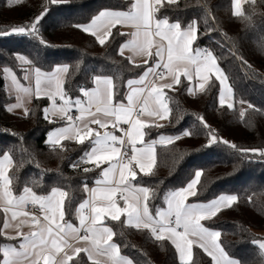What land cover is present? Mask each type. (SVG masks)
Wrapping results in <instances>:
<instances>
[{"label": "trees", "instance_id": "1", "mask_svg": "<svg viewBox=\"0 0 264 264\" xmlns=\"http://www.w3.org/2000/svg\"><path fill=\"white\" fill-rule=\"evenodd\" d=\"M130 6L131 0H68L62 4H52L50 0H0V32L10 33L13 27L30 25L42 12L46 13L38 24V35L0 36V157L4 153L12 157L9 176L14 195H23L25 187L43 196L53 188L67 192L64 220L68 222L77 220V209L87 198L84 185H91L99 174L91 164L81 165L92 143L85 140L81 144L75 139H65L55 147L48 143L49 132L64 121L46 115L45 108L50 103L46 96L34 97L26 114L11 111L9 105L15 96L6 89L4 69L12 68L22 79L26 67L19 61V54L27 55L30 65L44 72L67 65L63 89L73 100L83 97L81 88L94 86L97 75L111 76L115 101H124L127 81L142 75L147 64L134 63L121 52L128 35L117 26L101 45L97 36L76 25H85L102 10ZM234 12L233 0H176L171 5L165 0L155 13L157 18L178 21L182 28L196 22L195 45L210 46L232 88L234 106L220 104L221 84L216 78L203 91L191 94L189 81L181 78L180 84L167 90L170 119L146 127L145 139L150 141L161 133L181 138L157 145L152 174L138 173L134 182L157 193L149 202L155 214L167 207L164 198L168 193L185 188L195 172L201 171L196 195L190 201L205 202L221 195L238 197L231 207H222L211 219L204 220L205 226L219 230L221 246L240 264H264V250L252 242L263 239L264 232V157L238 151L264 149V0L246 1L242 16ZM241 101L253 107H243ZM241 109H247L243 117ZM186 130L190 136L182 135ZM209 131L218 141L211 146ZM224 140L229 143L224 144ZM85 168L90 171L85 172ZM4 220L0 210V229ZM106 223L115 233L114 241L121 254L134 264H181L170 240H156L149 229H136L124 216L119 221L108 218ZM14 242L7 235L0 236V246ZM76 262L92 264L84 252L75 256L71 264ZM183 264L213 261L195 245L192 259Z\"/></svg>", "mask_w": 264, "mask_h": 264}, {"label": "snow or ice", "instance_id": "2", "mask_svg": "<svg viewBox=\"0 0 264 264\" xmlns=\"http://www.w3.org/2000/svg\"><path fill=\"white\" fill-rule=\"evenodd\" d=\"M15 2L20 3L21 0H15ZM67 2L68 0H50L52 4ZM250 2L255 3V0H250ZM164 3L165 0H154V3L151 0H134L128 11L102 10L90 24L76 25L86 33L90 29H95L91 32L93 36H97V33L106 29V35L110 36L111 27L131 22L137 31L131 34L132 39L123 47L130 46L137 54L159 58L154 61V67L149 68L139 80L127 81L129 88L126 96L127 104L113 103L116 93L111 76L97 75L94 78V88L80 89L87 99L81 100L77 97L73 100L63 90V75L68 72L67 65L57 66L51 72H42L40 68L34 69L36 94L43 92L49 97L54 109L59 112L60 118H66L68 121L67 127L56 129L50 134L48 143L55 147L60 145L62 139H75L81 144L89 140L93 147L84 158L96 164L97 167L102 163H107L109 167L102 170L103 179L95 181L98 187L88 189L87 184L84 185L85 191H89L91 195L88 200L80 203L77 209L79 227H76L64 221V204L68 193L60 188H53L47 196L37 195L30 187L23 189V195L13 194V181L9 176V167L13 161L8 153H4L0 157V204L4 205L5 214L11 212L13 220L17 216L24 218L19 221L17 228L19 224L30 219L36 230L27 234L17 231L16 236H7L9 240L19 239V244L18 246L12 244L0 246V254H2L0 264H71L74 257L81 252L87 254L92 264H102L101 259H93L94 257L103 258V264H133L132 259L121 255L120 246L113 242L115 233L104 224L105 218L119 221L122 215H126L128 224L136 229H149L156 240H170L178 251L181 264L186 258L191 259L193 243H198V246L212 258L213 264H240L239 260L230 257L221 246L219 242L221 233L201 223L215 216L221 210V206L231 207L238 199L236 195H221L207 204L187 203L189 196L196 195L195 186L202 175L201 171H196L195 178L185 188L170 192L165 196L167 208L158 209L153 215L149 202L156 198L157 193L148 187L134 186L132 183L136 180L138 172L144 175L152 174L156 163L157 143L171 144L174 140L181 138L179 135L161 136L159 141L145 142V128L152 125L140 119V116L167 118L171 109L164 89L173 87V84L163 82L148 84L149 74L154 73L156 68H162L165 76L171 77L173 83L177 85L181 83V75H184L189 83L197 78L200 81L198 86L201 91L205 89V82L209 81L210 75L215 74L216 79L222 85L219 96L220 104L223 105L226 97L232 95V88L227 84V77L223 75L218 66L217 58L211 51L192 47L198 32L195 21L186 28H182L178 21L170 23L167 18L154 19L155 13L160 11ZM167 3L175 4L176 0H167ZM234 8L235 16L243 15L241 0H234ZM45 14L42 12L30 25L13 27L10 33L0 32V36L11 34L36 36L38 35V24ZM121 35L125 34L121 33ZM153 35L160 38V43L154 45ZM165 40L167 41L166 48L162 43ZM98 42L101 45L105 44V37L99 36ZM154 46L155 52L152 51ZM165 51L167 52L166 62H164ZM18 59L24 63H31L22 55ZM4 72L10 73L11 69L5 68ZM13 82L18 83L14 74ZM23 90L29 91L28 88ZM189 93H192L191 87ZM57 98L63 102L58 108ZM73 106L79 110L78 119L85 121L83 129L76 127L73 117L69 115ZM227 106L231 108L232 104L229 103ZM252 107L251 104L248 105V108ZM246 110L241 109V117L244 116ZM45 112L47 113L48 109H45ZM85 114H87V119H85ZM200 120L203 122V117H200ZM88 124L96 125L97 129H105V131L101 133L97 129L88 127ZM109 124L114 129L120 124L130 125V129L127 130L120 128V131L128 137L131 146L132 154L130 156L127 152L123 154L127 158L126 162L119 159L124 139L116 136L114 132L107 131ZM205 127L207 128L208 125L205 124ZM182 135L190 136L191 133L186 130ZM209 135L208 146L218 142L215 134L209 131ZM222 142L229 143L227 140ZM138 143L143 146L137 147ZM230 146L237 148L235 144ZM238 151L242 154L251 153L264 157V149H238ZM84 171L88 172L90 169L85 168ZM117 192L121 193L124 207L117 203ZM29 204L39 206L43 213V221L27 211L13 210L25 209ZM86 209L87 214H85ZM10 227L6 218L3 229H0V236H5L4 230ZM82 230L83 235H81ZM70 240L82 241L87 247L73 246ZM252 242L264 250V239H254Z\"/></svg>", "mask_w": 264, "mask_h": 264}, {"label": "crops", "instance_id": "3", "mask_svg": "<svg viewBox=\"0 0 264 264\" xmlns=\"http://www.w3.org/2000/svg\"><path fill=\"white\" fill-rule=\"evenodd\" d=\"M246 1H248V0H241V9H243V4H244ZM151 2L154 3V0H151ZM132 3H134V0H131V4H132ZM233 6H234V0H233ZM105 10H110V11H128L129 9H124V10H123V9H105ZM234 11H235V8H234ZM96 16H97V15H96ZM96 16H95V17H96ZM95 17H94V18H95ZM154 19H161V18H157L156 16H154ZM92 20H93V19H92ZM92 20H91V21H92ZM91 21L88 22V23H86L85 25L90 24ZM169 22H170V23H174V22H171V21H169ZM116 26H117L118 28H120L122 31L126 32L127 35H128V39H127V40L121 45V52H122L123 54L127 55V56L129 57V59H130L132 62H134V63H137V64H147V68H146V70L144 71V73H143L142 75H140V76H138V77H136V78L131 79V80H139L140 77L143 76V75L145 74V72H147V70H148L149 68H153V67H154V61H156V60L159 59V58H157V57H155V56H153V57H148V56H145V55L137 54V53L132 49V47H130V46L127 47V48H124L123 46H124L128 41H130V40L132 39V35H131V34L134 33V32H136L137 29H136V27H135L131 22H125V23L117 24V25H115L114 27H116ZM114 27H111V31H112V29H113ZM92 31H95V29H90L89 32H92ZM106 31H107V30L105 29L104 31L97 33V38H98L99 36H104V37H105V40H107L108 37H109V35H106ZM153 41H154V45H155L156 43H160V38L157 37V36H155V35H153ZM162 43H163V46H165V48H166L167 41L165 40V41H163ZM192 47H193V49H195V48H199V46H196V45H195V41H194ZM152 51H153V52L156 51L155 46L152 48ZM166 60H167V52L165 51V54H164V62H166ZM217 64H218V62H217ZM218 66H219V64H218ZM219 67H220V66H219ZM159 69H161V68H156L155 71H154V73H151V74L148 75V77H147V83H148V84H152L153 82H163V83H171V84H173V86H175L176 84L173 83L171 77H166L165 75H164L163 78H161V79H159V80H157V81H152V76H153L156 72H158ZM220 69H221V67H220ZM221 70H222V69H221ZM27 71H28V69H27ZM33 71H34V70H33ZM180 71L182 72L183 69L181 68ZM50 72H51V71H50ZM222 72H223V70H222ZM65 74H66V73H65ZM65 74L63 75V79L65 78ZM223 75H224V72H223ZM181 78H186V77H185L184 75H181L180 79H181ZM212 78H216L215 74H211V75H210V79H209V81H210ZM186 79H187V78H186ZM209 81L205 82V86L208 84ZM199 83H200V81H198L197 78H194L193 81L190 83V87L192 88V93H195V92H197V91H201V90L199 89V86H198ZM34 84H35V74H34ZM94 87H95V84H94V86H93L92 88H94ZM92 88H91V89H92ZM63 90H64V89H63ZM167 90H168L167 88L164 89V91H165L166 94H167ZM128 92H129V88H127L126 96H127V93H128ZM39 96H46V95L42 92V93L39 94ZM126 96H125V100H124V101H118V102H123V103L127 104L128 101H127V99H126ZM46 97H47V96H46ZM48 98H49V97H48ZM49 99H50V98H49ZM80 99H81V100H86L87 98L83 96V97L80 98ZM167 102H168V101H167ZM113 103L115 104V103H117V101H115V99H114V100H113ZM62 104H63L62 101H57V102H56V106H57V108H58L59 106H61ZM168 105H169V103H168ZM73 107H74V106H73ZM45 109H48V112H47V113L45 112V113H46V115H47L50 119H56V120L64 121L60 126L54 128L53 130H51V131L49 132V134H48V136H47V140H48L50 134L53 133L56 129L67 127V126H68V121H67L65 118H64V119H61V118H60V114H59L58 111H56V109H54L51 99H50V103H49V105H48ZM93 111H94V109H93ZM85 119H87V114H85ZM140 119L145 120L146 123L149 124V125H152V124H164V123L168 122V120L170 119V114L168 115L167 118H164V119L153 118V117H147V116H144V115H142V116L140 117ZM84 124H85V121H82V120H81V121H80V124H79L78 126H76V125H75V126L81 128V129H83V128H84ZM88 127H91V128L97 129V126H96V125H93V124H88ZM120 128H123V129H126V130H127V129H130V125H127V124H120L117 128L114 129V128L111 126V124H109V127H108L106 130L109 131V132H114V134H115L116 136H118V137H122V138L124 139V147L126 148V152H127L128 156H130V155L132 154V152H131V146H130L129 141H128V137H127L123 132L120 131ZM97 130L100 131L101 133L105 131V129H97ZM155 138H156V137H155ZM64 140H65V139H62L61 142L64 141ZM152 140H154V139H152ZM150 141H151V140H150ZM145 142H148V141L145 139ZM157 145H159V144H157ZM157 145H156V146H157ZM136 146H137V147H142L143 145L138 143ZM92 147H93V145H91V148H92ZM118 147H119V146H118ZM91 148H90V150H91ZM89 152H90V151H89ZM126 159H127V158H125V160L122 161V162H126ZM90 164L92 165V167H94V168H98V169H99V174H98L97 178L94 180V182H93L91 185L88 186V189H92V188L98 187V185L95 183V181L98 180V179H101V180H102V179H103V177H102V175H101L102 170H103L104 168L109 167V165H108L107 163H102V164H100L99 167H97V165L94 164V163H92V162H91ZM9 168H10V167H9ZM137 172H138V169H137ZM138 173H139V172H138ZM117 176H118V173H117ZM132 183H133L134 186L145 187V186H143V185H138V184H136L134 181H133ZM196 186H197V185H196ZM196 186H195V191H196ZM37 195H39V194H37ZM90 195H91V193H90L89 191H87V198H86V200H88V199L90 198ZM46 196H47V195H46ZM191 197H192V196H189V197L187 198V203H189V204H192V203L207 204V203L211 202L212 200H214V199H212V200H210V201H205V202H204V201H203V202H192V201L189 200ZM217 198H218V197H217ZM217 198H215V199H217ZM116 200H117V203H118L121 207H124V206H125V205H124V202L121 200V198H117V197H116ZM3 207H4V205H3V204H0V210L3 211ZM222 207H223V206H221V208H222ZM166 208H167V207H166ZM166 208H165V209H166ZM13 210H14V211H27V212H29L28 209H27V207H26L25 209H13ZM150 211H151V210H150ZM3 212H4V211H3ZM87 213H88V210L86 209V210H85V214H87ZM4 214H5V213H4ZM152 214H153V213H152ZM153 215H155V214H153ZM122 216L125 217V220H126V222H127V217H126V215H122ZM6 218L8 219V222H9V224L11 225L10 228L4 230V232L6 233L7 236H16L17 231H20V232H22V233H24V234H27V233H29V232H31V231H35V230H36V228L34 227L33 223L30 222V219L27 220V221H26L25 223H23V224H19V228H17V224L19 223V221H21V220L24 219L23 217H21V216H17L16 219L13 220L12 217H11V212H9L8 214H5V219H6ZM40 219L43 221V213H41ZM106 219H108V218H105L104 224H105V226L110 227V226L106 223ZM4 221H5V220H4ZM64 221H65V220H64ZM67 222H68V221H67ZM69 223H71L72 225H74V226H76V227H79V214H78V212H77V220L74 221V222H69ZM127 223H128V222H127ZM201 223L205 226V224H204V220L201 221ZM205 227H207V226H205ZM110 228H111V227H110ZM207 228H208V227H207ZM111 229H112V228H111ZM209 229H211V228H209ZM211 230H213V231H219V230H216V229H211ZM112 231H113V229H112ZM83 234H84V233H83V230H82V231H81V235H83ZM190 238L195 240V238H193V237H190ZM113 242L115 243V241H114V237H113ZM219 242H220V241H219ZM70 243L73 244V246H77V247H87V245L83 244V242H82V241H79V240H70ZM9 244H12V245H16V246H18V244H19V239L15 240L14 243H9ZM195 245H198V243H193L191 253L193 252V247H194ZM121 255H122V254H121ZM178 255H179V254H178ZM123 256H124V255H123ZM93 259H101V260H102V263H103V258H101V257H94ZM191 259H192V254H191ZM191 259L186 258L184 262H185V263H186V262H189ZM133 264H134V263H133Z\"/></svg>", "mask_w": 264, "mask_h": 264}, {"label": "rangeland", "instance_id": "4", "mask_svg": "<svg viewBox=\"0 0 264 264\" xmlns=\"http://www.w3.org/2000/svg\"><path fill=\"white\" fill-rule=\"evenodd\" d=\"M10 2L16 3L15 0H10ZM21 55L26 57L27 60L30 61V59L27 55L19 54L18 57ZM20 62L26 67V70L23 74L22 79L17 75V73L12 68H8V69H11L10 73L6 74L4 72V78H5V86H6L8 93L10 95L15 96V100L9 105L10 110L13 112H16V113L26 114L31 107L32 100L34 99V97L39 96V95H37L35 92V84H34V74L35 73L33 71L35 68H33L28 63H24L22 61H20ZM27 69H28V71H27ZM42 72H44V71H42ZM13 74L15 75L16 81H18V83L13 82ZM224 76H226L225 73H224ZM26 77H27V79H26ZM226 82L230 86L228 80ZM24 88H28L29 91L25 92L23 90ZM221 88H222V85H221ZM229 103L232 104V107L234 106L233 92H232L231 97H226V99H225L224 104L228 105ZM17 105H19V106H17ZM247 106H248L247 104H245V103L243 104V107H247ZM161 136H164V137L173 136L174 137V135L169 134V133H161L156 138H154V140L159 141ZM157 144H159V143H157ZM261 233L263 234V239H264V232H261Z\"/></svg>", "mask_w": 264, "mask_h": 264}, {"label": "built area", "instance_id": "5", "mask_svg": "<svg viewBox=\"0 0 264 264\" xmlns=\"http://www.w3.org/2000/svg\"><path fill=\"white\" fill-rule=\"evenodd\" d=\"M200 49L211 51V48H210V46L208 44H203L202 46H200ZM164 75H165V72L161 68V69L158 70V72H156L152 76V81H157V80L163 78ZM57 101H60L59 98H57ZM69 115H71L73 117L74 125L78 126L80 124V121H81V120L78 119V117L80 116L79 110L77 108H75V107H72L71 108V111L69 112ZM117 146H119V145H117ZM125 152H126V148L124 146L121 147V156L119 157V159H121V161H124L125 158H126L123 155ZM90 163H91V161L87 160L86 158H83L81 160V165L82 166H88ZM116 197L117 198H121V193L120 192H117L116 193ZM27 209H28L30 215H36L37 217L40 218L42 211L40 210L39 206H33V205L29 204L27 206ZM30 222H32V221L30 220Z\"/></svg>", "mask_w": 264, "mask_h": 264}]
</instances>
